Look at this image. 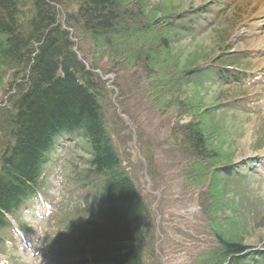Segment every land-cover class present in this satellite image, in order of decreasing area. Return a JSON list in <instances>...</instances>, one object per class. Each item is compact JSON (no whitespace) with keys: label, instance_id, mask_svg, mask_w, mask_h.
Segmentation results:
<instances>
[{"label":"rangeland","instance_id":"374dc122","mask_svg":"<svg viewBox=\"0 0 264 264\" xmlns=\"http://www.w3.org/2000/svg\"><path fill=\"white\" fill-rule=\"evenodd\" d=\"M216 1L148 0V30L123 31L110 46L73 36L75 49L105 83L110 138L152 218L144 264H217L206 257L224 229L228 240L264 249V0H223V9L193 18L189 33L165 26ZM162 36L171 45L166 54L157 49ZM152 48L158 57L150 55L155 65L149 72L136 59ZM222 66L241 73L240 81L219 78ZM10 75L0 67V108ZM189 124L216 157L199 163L190 154ZM89 160L83 139L58 145L41 190L53 212L44 221L48 208L39 200L38 211L15 216L13 226L23 233L1 234L0 264L75 260L81 230L99 217L96 193L84 186L98 180L91 178Z\"/></svg>","mask_w":264,"mask_h":264},{"label":"trees","instance_id":"16d2710c","mask_svg":"<svg viewBox=\"0 0 264 264\" xmlns=\"http://www.w3.org/2000/svg\"><path fill=\"white\" fill-rule=\"evenodd\" d=\"M147 5L148 0H0V67L11 73L0 108V247L10 218H19L36 197H43L44 167L58 145L80 138L89 146L91 178L98 179L84 186L96 193L99 217L81 230L78 258L71 264H144L152 218L110 138L105 83L98 67L75 49L73 36L110 46L123 31L144 33ZM212 6L192 8L165 26L189 33L192 19ZM157 46L160 53L171 49L165 36ZM157 49L139 52V66L151 72L150 55L157 58ZM226 72L220 67L216 73L222 77ZM184 129L190 154L199 163L216 157L199 130L191 124ZM223 231L217 230V247L206 260L264 264V253L228 240L230 234Z\"/></svg>","mask_w":264,"mask_h":264}]
</instances>
